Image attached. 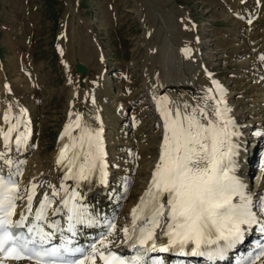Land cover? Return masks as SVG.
<instances>
[{"label": "rangeland", "instance_id": "obj_1", "mask_svg": "<svg viewBox=\"0 0 264 264\" xmlns=\"http://www.w3.org/2000/svg\"><path fill=\"white\" fill-rule=\"evenodd\" d=\"M239 1L0 0V64L6 74L8 90L16 93L12 115L23 116L31 126L38 127L34 132L36 151L26 159L40 158L38 160L44 163L52 159L62 140L57 142L59 131L69 125L74 103L83 98L80 85L85 81L91 88L90 97L95 100L101 101L106 93L115 102L131 101V107L126 110L129 114L142 112L158 79L162 83L186 79L200 85L203 94L199 104L216 102L217 90L213 87L208 91L205 84L209 79H217L227 87L222 88L227 89L223 91L233 93L234 108H245L247 100L242 95L246 92L240 78L248 64L240 57L247 52L243 42L238 43L240 39L233 34L246 26L242 27L245 22L242 16H231L242 2ZM257 4L250 0L246 5L256 7ZM260 5V11L264 12V0ZM252 22L251 38L264 44V19ZM179 45L193 48L197 59L194 60L213 72L209 79L198 73L200 65L197 71L181 68ZM259 47L256 52L264 50V46ZM76 63L88 69L82 78L75 71ZM236 74L238 79L233 78ZM25 86L30 94L24 92ZM35 92H41L39 98L34 96ZM208 95L212 100L205 99ZM21 109L25 110L24 115L17 113ZM143 119L144 125L151 122L147 114ZM112 134H106L105 139L108 159L115 169L114 153L110 149L112 143H118ZM245 136L249 144L251 136ZM131 194L122 196L126 200ZM254 202L257 200L253 201L256 206L258 203ZM122 209L123 204L117 213L121 214Z\"/></svg>", "mask_w": 264, "mask_h": 264}, {"label": "snow or ice", "instance_id": "obj_2", "mask_svg": "<svg viewBox=\"0 0 264 264\" xmlns=\"http://www.w3.org/2000/svg\"><path fill=\"white\" fill-rule=\"evenodd\" d=\"M187 51L185 50V54ZM260 59L264 61V56ZM213 83L220 94L215 106L205 104L192 107L185 103L184 111L181 112L177 107L175 113L166 106L160 108L164 123L159 161L145 196L132 211L131 230L127 227L123 229L124 240L131 241L130 246L137 249V254L131 260L111 251L104 240L100 244L107 251H102L94 244L90 252H84L83 249L69 247L71 240L49 246L59 225L55 221L49 222L47 226L54 230L49 233L39 223L47 220L46 210L52 204V199L47 195L39 202V208L34 213L35 222L26 231H13L24 229L28 217L21 214L19 220L13 221L18 185L11 178L5 180L0 177V264L9 260L15 264L22 261L27 264H96L97 259L101 264H146V257L150 252H167L169 249L183 252L189 246L191 254L214 260L223 258L228 250L242 242L246 226L251 228L260 221L252 210V197L245 191L246 185L236 175L242 148L239 143L240 133L234 130L236 125L227 115L230 109L223 99V89L217 82ZM205 99L211 100L212 97L208 95ZM190 107L191 112L188 111ZM23 112L21 109L22 114ZM9 120V114L6 113L5 123H9ZM74 128L81 130L79 137H72L71 130ZM14 131L16 127L11 126L3 134L5 148ZM64 135L72 143L60 150L57 164L67 161L69 175L66 179L87 181L98 166L101 177L106 176L102 128L98 131L91 130L87 125L81 128V117L77 115L74 123L66 126ZM233 137L237 139L234 140ZM27 139L25 134L17 136V148L25 144ZM69 147L79 148L80 151H73L69 157ZM3 158L4 154L0 153V159ZM81 158L83 162L78 163ZM101 182L104 180L101 179ZM36 187L32 185L27 196L29 214L33 211ZM56 195L57 192L53 189L52 196ZM237 197L238 202H234ZM71 198L75 200L77 194L74 192ZM63 203L70 213L67 231L74 232L72 221L85 223V213L75 204L69 207L68 200ZM261 211H264V206ZM58 212L59 209L54 214ZM137 220L141 221L139 225ZM261 223L264 225V222ZM163 225H166V229ZM110 228L114 230L115 226L110 225ZM157 229L167 237L164 246L158 247L156 243ZM261 231H264V226ZM108 235L112 233L109 232ZM77 253L82 254V259H70ZM261 256H264V251L255 259H260ZM251 264H255V260Z\"/></svg>", "mask_w": 264, "mask_h": 264}, {"label": "bare ground", "instance_id": "obj_3", "mask_svg": "<svg viewBox=\"0 0 264 264\" xmlns=\"http://www.w3.org/2000/svg\"><path fill=\"white\" fill-rule=\"evenodd\" d=\"M241 1L242 2L239 4V7H237L234 14L231 15L232 17L241 18L242 16V19L245 21L249 20V22L253 19H259V21L262 18L264 19V17H259V15L261 13L264 14V12L260 11L261 7H258L256 2L255 4H257V6L253 8L247 6L249 5L250 0ZM231 16H229V18ZM157 18H160V16L157 15ZM250 34V29L247 27H245L243 31H235L233 34V36L240 39L238 40V43L243 42L245 52L248 53H245L242 57H240L245 58V61L248 64L247 67L244 66L245 72L242 74L243 77L240 78L244 84L243 88L247 93L242 95L243 99L247 100V102L244 103L245 108H243V106L242 110H233L235 104L233 103V93L231 92L224 91L225 95L223 98H225V96L226 100L229 98L230 109H232V112H228L227 115L236 125V129L234 130H238L240 133L239 143L242 145V148L239 156L240 167L236 172V175L246 185L245 191L251 195L252 202L257 200V202L254 203L259 204L264 194V178L258 173L253 182L250 180V185L253 183V188L248 189L247 187L249 184L245 177V166L253 163L254 156L251 150L254 151L258 148L261 149L264 145V61H261L260 59L261 56H264V54H261L264 53V50H258V52H256L258 47H255L253 43H250L252 42ZM247 40H250V42H246ZM248 43H250V48L247 47ZM181 47L183 48L184 46ZM179 48L180 45L178 50ZM179 56L181 68L183 67V69L189 71H192L195 68L197 71L196 68L200 65L196 62L197 59H193V61L191 57L188 58V56L185 55V50H182ZM186 61L188 62L187 65H185L187 63ZM254 61L256 62L254 63ZM189 63L191 64L189 65ZM87 73L88 69L85 74ZM78 74L79 78H82V75H85L80 73ZM182 76L183 75H181V78H183ZM159 80L160 79L155 81L151 88L152 92H150V95L146 94L148 95L147 97L150 96V101L146 104L144 103L145 106L141 109L142 112L135 114L133 112L131 114L126 112V110L131 107V101H126L125 103L115 102L114 99L112 98L111 100L109 95L105 92V94H103V92L100 93L103 94L101 101H99V98L98 100H95V97H90L91 88H88L89 83L85 81L84 84L80 85V89L82 91L81 95L83 98L82 100L74 103L72 107L73 113L71 114L69 124L74 123L77 115H79L81 117V128L85 125H87L91 130L96 131L102 128L104 164L106 165L104 171L106 172V176L101 177L98 166L89 180L76 182L73 179L65 178L69 175V173H67L68 168L66 167L67 161L61 165L57 164V157L60 150L65 145H71L72 143L66 135L62 138L61 142L58 143L59 148L54 152L52 159H49L48 162L44 163L38 160L40 158H33L31 160L26 159L32 152L36 151V143L34 144V132L38 129V127L35 128L34 126H31V122L25 121L23 116H19L18 114H15V116L12 115V105L14 104L16 93L11 91L10 88V90H8V87L6 88L5 84L8 81L6 74L4 73V69H2V65L0 64V153L4 154V158L0 159V162L6 166L8 171H11L18 183L17 185L19 191L17 209L27 207V196L32 185L37 186L32 202L33 206H36V204L42 201L44 196L47 195L52 199L50 213L56 211L57 209H59V212L62 211L65 208L63 201L68 200L70 194L75 192L81 204V208H85V212H89L92 205L103 202V214H107L105 218H111L118 215V222L112 235H107L102 240H104L105 243L111 242L113 243L112 245H116L117 242H123V229L128 226V215L132 212L140 194H142L143 191L149 187L155 167L159 161L164 123L160 114V108L162 106H166L170 111L175 113L177 107H179L181 112H183L185 103L192 107L207 104L198 103V100L201 98L200 95L203 94V89L201 90L200 85L186 79L177 83L171 82L172 80L170 82L168 81L162 83ZM257 83L259 85L261 84V86H256ZM27 89L28 87L25 86L23 88L24 92H29ZM40 94L41 92H35L34 96L39 98ZM217 94L220 96L218 91ZM219 96L215 98L216 102L218 101ZM165 98H167L166 102ZM216 102H213V104L209 103L207 105L215 106ZM20 106H22V104ZM223 106L224 105H221V107ZM188 111L191 112V107ZM6 113L9 114L11 119L9 120V123H5L4 121ZM146 114L150 117L151 122L149 125L143 124V117H145ZM212 118L215 119V117ZM245 119H248V121H245ZM152 122H154L153 125H151ZM11 126H15L16 131L11 134L9 145L5 148L3 134L6 133ZM29 130H32L31 136L28 135ZM247 130H249V133H247ZM80 132V129L74 128L71 130V135L72 137H79ZM111 132L113 133L112 135H114L113 140H117L118 143L116 145L112 143L110 149V152L114 153L113 163L115 164V169L111 168L110 162L108 161L109 150L106 148L105 139V135H108ZM20 134L27 135L28 139L25 144H22L19 148H17L15 140ZM246 134L251 136L249 144L248 140H246ZM233 139L236 140L237 138L233 137ZM77 143L79 142L77 141ZM261 144L263 145L261 146ZM86 149L87 145H85V150ZM262 149H264V146ZM151 150L152 153L150 154ZM73 151H80V149H73L69 147L67 153L69 157L72 155ZM6 161H11V163H7ZM81 162H83V158H81V161L78 163ZM73 171H76V169H73ZM101 179H103L104 182H111V185H108L107 188L101 186ZM53 189L57 192L55 197L52 196ZM129 191L132 192V194L125 200L123 196H127ZM106 202H109L110 204L107 208H105ZM121 204H123L122 213L118 214L117 211L120 209ZM258 204L253 206L254 211L257 210ZM99 245L101 244L98 243L96 247ZM87 263L88 262H86V264ZM5 264H15V262L5 261ZM20 264L27 263L20 262ZM257 264H264V259L260 260Z\"/></svg>", "mask_w": 264, "mask_h": 264}, {"label": "water", "instance_id": "obj_4", "mask_svg": "<svg viewBox=\"0 0 264 264\" xmlns=\"http://www.w3.org/2000/svg\"><path fill=\"white\" fill-rule=\"evenodd\" d=\"M75 69L78 72H81V73H85L87 71L86 67L83 64H81V63H76L75 64Z\"/></svg>", "mask_w": 264, "mask_h": 264}]
</instances>
